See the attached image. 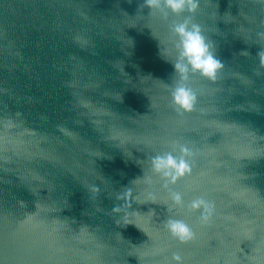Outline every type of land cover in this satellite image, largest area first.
<instances>
[{"label": "water", "instance_id": "water-1", "mask_svg": "<svg viewBox=\"0 0 264 264\" xmlns=\"http://www.w3.org/2000/svg\"><path fill=\"white\" fill-rule=\"evenodd\" d=\"M222 62L172 101L171 25ZM173 182L152 157L180 147ZM172 192L181 195L173 202ZM211 202L205 222L193 200ZM183 220L185 241L166 228ZM264 264V0H0V264Z\"/></svg>", "mask_w": 264, "mask_h": 264}, {"label": "clouds", "instance_id": "clouds-1", "mask_svg": "<svg viewBox=\"0 0 264 264\" xmlns=\"http://www.w3.org/2000/svg\"><path fill=\"white\" fill-rule=\"evenodd\" d=\"M148 6L158 10L162 16L166 17L168 12L179 13L187 11L189 13L197 8V0H148ZM186 17L179 23L171 25V31L175 34L176 47L178 54L175 62L172 64L177 74V84L172 89V101L179 108L189 110L193 107L196 94L191 88L183 82L188 80L190 73H200L210 80L216 79L218 69L222 67V62L214 54L213 46L207 41L201 32L198 24H189ZM189 149L185 146L180 147V155H173L166 152L152 157V169L161 176L167 178L166 182H173L175 179L189 170V163L185 155ZM173 202L181 203V195L178 192H172ZM191 207L201 209V219L207 221L212 214L213 205L202 198L193 200ZM166 228L169 233L180 241H185L193 236L190 227L180 219H169L166 222ZM171 259L176 264H181L182 257L178 252H173Z\"/></svg>", "mask_w": 264, "mask_h": 264}]
</instances>
